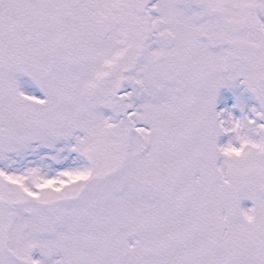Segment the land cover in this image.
<instances>
[{
    "label": "snow or ice",
    "instance_id": "obj_1",
    "mask_svg": "<svg viewBox=\"0 0 264 264\" xmlns=\"http://www.w3.org/2000/svg\"><path fill=\"white\" fill-rule=\"evenodd\" d=\"M0 264H264V0H0Z\"/></svg>",
    "mask_w": 264,
    "mask_h": 264
}]
</instances>
